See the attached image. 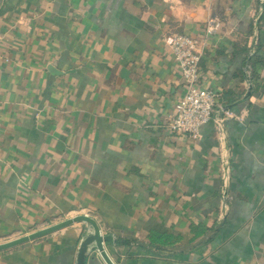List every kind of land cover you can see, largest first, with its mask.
Segmentation results:
<instances>
[{
  "label": "crops",
  "instance_id": "0c3cea01",
  "mask_svg": "<svg viewBox=\"0 0 264 264\" xmlns=\"http://www.w3.org/2000/svg\"><path fill=\"white\" fill-rule=\"evenodd\" d=\"M175 33L203 42L202 82L235 113L198 136L168 129ZM79 214L116 264H264V0H0V243ZM91 231L0 264H76ZM86 264L107 263L94 249Z\"/></svg>",
  "mask_w": 264,
  "mask_h": 264
},
{
  "label": "built area",
  "instance_id": "2783aa9c",
  "mask_svg": "<svg viewBox=\"0 0 264 264\" xmlns=\"http://www.w3.org/2000/svg\"><path fill=\"white\" fill-rule=\"evenodd\" d=\"M218 28V23L212 18L208 22L206 31L208 34H212ZM165 43L175 56L185 85L183 96L175 104L176 113L168 125L169 131L198 136L200 128L204 124L214 120L217 124L222 125L226 118L235 116V113L223 103L222 92L206 86L202 82L203 42L188 33H175L167 35ZM225 164L227 170L223 181L227 186L230 177L227 159H225ZM223 197L228 200L226 189L223 191ZM224 206V211H226L228 204L225 203Z\"/></svg>",
  "mask_w": 264,
  "mask_h": 264
},
{
  "label": "water",
  "instance_id": "95a60500",
  "mask_svg": "<svg viewBox=\"0 0 264 264\" xmlns=\"http://www.w3.org/2000/svg\"><path fill=\"white\" fill-rule=\"evenodd\" d=\"M76 222H87L92 226V231L88 232L81 241L78 249L76 264H86L89 253L94 249L100 252L102 258L107 264H116L108 253L105 245L106 243L112 242V235L103 234L98 221L89 214H79L50 225L46 228H42L29 234L22 235L18 238L2 242L0 243V251L13 248L31 240H35L67 226H70Z\"/></svg>",
  "mask_w": 264,
  "mask_h": 264
},
{
  "label": "trees",
  "instance_id": "16d2710c",
  "mask_svg": "<svg viewBox=\"0 0 264 264\" xmlns=\"http://www.w3.org/2000/svg\"><path fill=\"white\" fill-rule=\"evenodd\" d=\"M157 236H159V237H157ZM164 237L167 238V239H163ZM174 237H176V239H178L181 236L180 235L176 236L174 234H166V235L165 234H163V235H159V234H155L154 235L153 234L152 237L150 238V240H151L152 244H156V245H161V246L167 247L166 245H170L172 243H175L174 241L172 242V241L168 240V239H173Z\"/></svg>",
  "mask_w": 264,
  "mask_h": 264
}]
</instances>
